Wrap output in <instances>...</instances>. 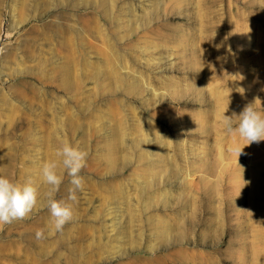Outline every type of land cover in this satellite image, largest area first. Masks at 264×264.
<instances>
[{
  "label": "rangeland",
  "instance_id": "obj_1",
  "mask_svg": "<svg viewBox=\"0 0 264 264\" xmlns=\"http://www.w3.org/2000/svg\"><path fill=\"white\" fill-rule=\"evenodd\" d=\"M249 104L264 116V0H0V176L38 188L0 264H264V141L237 157L222 123ZM62 140L88 157L56 232Z\"/></svg>",
  "mask_w": 264,
  "mask_h": 264
},
{
  "label": "clouds",
  "instance_id": "obj_2",
  "mask_svg": "<svg viewBox=\"0 0 264 264\" xmlns=\"http://www.w3.org/2000/svg\"><path fill=\"white\" fill-rule=\"evenodd\" d=\"M237 117L238 122H234L233 116L224 113L222 123L229 135L232 137L238 135L245 141L242 147L233 149L239 157L245 146L264 141V116L255 110L253 104H249ZM55 157L56 159L48 160L42 165L41 179L47 186L45 195L52 225L56 232H62L65 225L74 220L73 203L78 200L77 192L84 190L85 181L81 171L86 167L88 153L72 146L67 140H62L60 147L55 150ZM61 166L70 177L71 187L67 201L72 203L55 199L63 183V175L58 173V168ZM37 205L38 188L31 179L19 184L5 176H0V230H3L5 225L30 218ZM35 237L37 240L43 239V230H37Z\"/></svg>",
  "mask_w": 264,
  "mask_h": 264
}]
</instances>
